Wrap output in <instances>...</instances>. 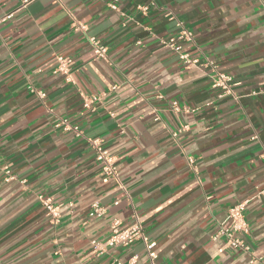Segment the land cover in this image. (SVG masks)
Segmentation results:
<instances>
[{"label": "crops", "instance_id": "1", "mask_svg": "<svg viewBox=\"0 0 264 264\" xmlns=\"http://www.w3.org/2000/svg\"><path fill=\"white\" fill-rule=\"evenodd\" d=\"M134 215L155 264H264V0H0V264H152L105 244Z\"/></svg>", "mask_w": 264, "mask_h": 264}, {"label": "built area", "instance_id": "2", "mask_svg": "<svg viewBox=\"0 0 264 264\" xmlns=\"http://www.w3.org/2000/svg\"><path fill=\"white\" fill-rule=\"evenodd\" d=\"M114 8V6H112ZM183 40L191 41L192 34L187 29L182 28L176 37H173L165 42V45L171 47L174 51L179 54V57L190 63L191 60L185 53H181L180 50L182 48ZM90 44L92 45L94 54L99 58L106 57V48L103 46L98 40L91 38ZM71 60L67 58H59V65L57 67V71H64L68 67V64ZM230 80V77L227 75H219V77L214 80V86H222L225 87L226 83ZM64 123L67 125L66 121ZM74 132H79L77 126L71 127ZM97 152L96 158L102 164V169L104 174L107 177H115L116 167L112 156H110L105 150L98 140H89ZM189 163L193 164V159L189 158ZM42 203L48 210L52 216L57 215L56 207L53 206L49 202L47 198L42 200ZM103 213V207L100 206L97 202L92 203L91 209L88 211L87 216L89 218L99 217ZM227 224L222 226L220 229V234H223L227 237L229 244L240 250H248V245L243 238V234L247 233V224L243 218V203L235 204L228 208ZM142 240L145 246V250L147 252V256L150 259L152 264L154 263V259L156 257L153 252V248L155 243L150 241L143 231L142 221L137 215H134L132 222L126 227H121L120 222L118 220H113L110 226V233L105 240V244L114 246V245H122L127 246L135 242V240ZM112 264H136L134 258H132L129 262H124L119 259H114Z\"/></svg>", "mask_w": 264, "mask_h": 264}]
</instances>
